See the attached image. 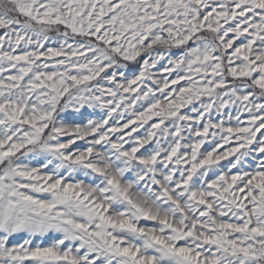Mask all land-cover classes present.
<instances>
[{"label": "snow or ice", "instance_id": "1", "mask_svg": "<svg viewBox=\"0 0 264 264\" xmlns=\"http://www.w3.org/2000/svg\"><path fill=\"white\" fill-rule=\"evenodd\" d=\"M0 264H264V0H0Z\"/></svg>", "mask_w": 264, "mask_h": 264}]
</instances>
